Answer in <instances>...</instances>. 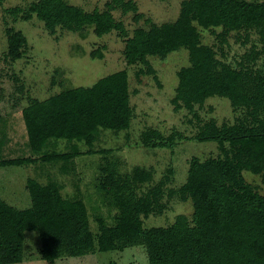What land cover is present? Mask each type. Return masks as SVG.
I'll return each mask as SVG.
<instances>
[{
	"label": "trees",
	"instance_id": "1",
	"mask_svg": "<svg viewBox=\"0 0 264 264\" xmlns=\"http://www.w3.org/2000/svg\"><path fill=\"white\" fill-rule=\"evenodd\" d=\"M232 1L243 0H184L176 22L137 29L126 43L125 56L131 65H149L150 56L166 57L181 48L188 50L190 65L177 73L179 84L172 100L176 110L193 111L207 98L218 96L246 113L234 124L219 126L208 121L199 127L195 139L215 142L220 155L206 160L193 157L186 182L168 190L169 197L178 195L193 202L192 219L181 214L167 227L144 225L145 218L165 210L162 199L174 174L172 169L164 180L139 195L135 188L153 180L151 171L136 169L134 175H122L109 167L101 187L114 192L118 212L114 225L100 220L98 235L91 230L84 201L63 197L55 183L43 185L28 179L31 207L17 209L0 198V264L23 262L29 231L39 232L41 257L51 264L64 256L122 252L135 246L146 247L150 264H264V195L244 178V171L264 174V68H258L256 62L264 60V0H252L246 10L245 28L255 29L261 41V48L252 51L249 63L241 60L234 67L222 62L213 46L202 43L195 25H228L237 16L229 7ZM112 5L125 12L138 11L132 1L113 0ZM112 5L106 11H87L66 0H36L26 17L36 15L51 33L57 27L82 30L93 26L98 36L112 30L125 34L123 23L117 22L111 12ZM8 42V56L16 58L26 40L22 33L12 32ZM148 72L155 73L150 65ZM133 116L125 70L91 87H76L44 101L34 100L23 110L33 154H40L51 140L84 142L92 148L100 130H128ZM177 135L175 132L165 140L158 130L148 129L142 140L145 146L172 148ZM78 154L75 149L67 155L0 159V167L39 159L69 160Z\"/></svg>",
	"mask_w": 264,
	"mask_h": 264
},
{
	"label": "rangeland",
	"instance_id": "2",
	"mask_svg": "<svg viewBox=\"0 0 264 264\" xmlns=\"http://www.w3.org/2000/svg\"><path fill=\"white\" fill-rule=\"evenodd\" d=\"M35 1L0 0V159H25L53 153L67 155L75 153V149L79 154L69 160L45 162L39 159L33 163L0 167V198L17 209H26L32 206L27 190L28 179L43 185L55 183L63 197L84 201L91 230L98 235L100 220L114 225L118 212L114 192L101 187L109 167L122 175H134L136 169L151 171L153 180L135 188L139 195L164 180L172 169L174 174L162 199L165 210L145 218L144 225L146 228L167 227L181 214L191 220L193 202L178 195L169 197L168 190L179 188L186 182L193 157L206 160L220 155L215 142L195 139L199 127L208 121L219 126L234 124L245 118L246 113L232 106L229 99L218 96L207 98L193 111L174 108L172 100L179 84L177 73L190 65L185 48L166 57H148L155 73H149V65L144 63L129 64L125 56L127 40L137 29L150 30L154 25L176 22L184 0H125L136 5V13L113 6V0H66L87 11H106L112 5L115 20L123 23L126 32L112 30L103 36L96 35L93 26L82 30L57 27L55 33H51L36 15L26 17ZM251 1L229 2L237 16L226 26L204 28L195 22L202 43L213 46L218 58L234 67L241 60L249 63L252 51L261 48L258 32L247 30L244 25ZM11 31L22 33L26 40L16 58L8 56ZM256 62L258 68H264L262 58ZM124 70L128 74L134 114L128 130L102 129L92 148L84 142L51 140L40 154L32 153L23 118L25 108L34 100L44 101L76 87H91L100 79ZM148 129L158 130L165 140L178 132L175 146H145L142 135ZM244 178L264 195V174L244 171ZM24 244V260L15 264H51L41 257L39 232H26ZM54 264L150 263L146 247L135 246L122 252L64 256Z\"/></svg>",
	"mask_w": 264,
	"mask_h": 264
}]
</instances>
